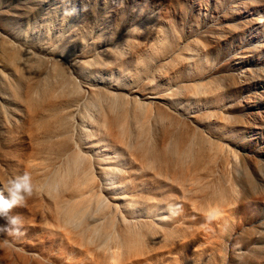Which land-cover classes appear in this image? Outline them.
I'll list each match as a JSON object with an SVG mask.
<instances>
[{
    "label": "rangeland",
    "instance_id": "1",
    "mask_svg": "<svg viewBox=\"0 0 264 264\" xmlns=\"http://www.w3.org/2000/svg\"><path fill=\"white\" fill-rule=\"evenodd\" d=\"M199 1L186 10L168 0H0V189L25 171L38 186L45 175L31 159L27 92L37 79L42 93L60 70L87 93L135 88L140 105L126 96L119 125L107 127L106 116L86 138L104 150L103 164L83 161L93 168L81 180L77 166L51 167V183L26 202L33 211L14 209L24 214L23 235L0 236L14 262L107 264L116 252L136 264H264V33L249 35L241 25L249 18H223ZM40 96L38 110L48 98ZM60 204L77 205L70 225L85 230L87 247L56 213ZM127 234L142 242L132 253L115 240Z\"/></svg>",
    "mask_w": 264,
    "mask_h": 264
},
{
    "label": "bare ground",
    "instance_id": "2",
    "mask_svg": "<svg viewBox=\"0 0 264 264\" xmlns=\"http://www.w3.org/2000/svg\"><path fill=\"white\" fill-rule=\"evenodd\" d=\"M170 2V4H174L175 6L177 7H181L182 9H186L187 7V3H188V0H168ZM193 0H191L192 2ZM198 1V0H197ZM235 1V0H234ZM237 2H234L233 5L236 3V5H234L235 9H232L233 10H230L228 9V6L230 5L229 0H200L199 2H205V7H209V3L212 2V4L214 5L215 9L218 11V10H222V12L224 13L223 14V18L224 16L231 18L232 21H235L237 20L238 18H249L248 20H245V22L242 24L241 22V25L243 28H248V29H244L246 32H248L247 34L251 35L249 32H252V33H256L258 34L257 37H262L263 36V33H264V0H236ZM231 2V0H230ZM228 3V5H227ZM203 4V3H202ZM230 8V7H229ZM174 9V8H173ZM228 9V10H227ZM187 10V9H186ZM189 10V9H188ZM181 12V11H180ZM185 12V11H184ZM175 13V12H174ZM187 13V11H186ZM177 14V13H176ZM237 18V19H236ZM238 22V21H237ZM239 23V22H238ZM237 23V24H238ZM237 24L234 23L233 25H231V28H234V29H237ZM228 25V24H227ZM253 26H255L256 28H254L253 30H251L253 28ZM230 28V29H231ZM260 28L262 29V32L260 33H257L258 30H260ZM225 30V29H224ZM227 31V30H226ZM230 31V30H229ZM208 32V31H207ZM212 32V31H211ZM244 32V31H243ZM252 38V37H251ZM261 40V39H260ZM261 42V41H260ZM261 47H264V42L260 43ZM252 49V48H251ZM256 49V47H255ZM259 49V48H258ZM263 49V48H262ZM262 49H259V50H262ZM257 50V49H256ZM264 50V49H263ZM246 51V50H245ZM174 58V57H173ZM166 59V58H165ZM175 60V59H173ZM171 61V60H170ZM167 63V62H166ZM164 62L163 64H160L158 65V67H156V69H154L153 73L154 74H159L158 77H160V71L162 72L161 68L164 67ZM165 70V69H164ZM60 77H58V80L56 81L55 84H52L50 87L47 88V91L42 93L43 89L41 90L40 87L38 84V79L36 81H34L28 88V92H27V101H28V104L30 105V117L29 118V122L30 124L32 125L31 128H32V144L34 146L33 150H34V154H33V158L31 159H34L35 161L36 160H40L41 164H42V168L45 166L46 169H44V174L45 175H40L39 179L41 178V176L43 177L42 179H40L42 181V183H40L41 185L42 184H45V182L47 183L48 182V178L52 177L51 175L54 174L55 171L52 172V168H54V166L56 165H63L64 163L68 166V169L71 167H75L77 166V171L76 168L73 172L76 173L78 172L80 174L79 171H84L83 172V175H85L86 173H88L93 167L91 166L92 164H89L87 163L84 164L86 165V168L85 169H82L84 167H82L83 165V161L85 162H88L90 160H94L97 161V162H101L103 164L104 162V155L103 154V151H101V147L96 145V147H94L92 145V142L91 141H86V138L90 135V133H93L95 134L94 130L96 127H100L103 123L102 122H105L104 119H106L105 117L107 116L108 117V122L106 123V125L108 124L107 127L110 126V128L113 130L115 126L119 125L120 121L118 120V114L120 113L121 109L123 108V106L125 105V102L122 103V99H124L126 96L129 98L131 97L132 98V101H129L130 99L127 100V98H125L124 100L128 101V103L132 102V104L135 106V104L137 105L136 107H138V102H137V89L135 88H132L130 91H127L128 93L126 94H121L119 93L118 90H112L111 88L109 87H106V86H98V87H88L90 88V92L87 93L88 91L87 90H81V88H79V86L77 85L78 83H76L75 78L72 79L73 76L69 75L68 73L60 70ZM153 74V75H154ZM234 75V74H233ZM162 76V75H161ZM157 78V77H156ZM154 79V78H153ZM170 86V85H168ZM187 86V85H186ZM110 87H113V86H110ZM170 87H173V86H170ZM170 87H168L170 89ZM189 87V86H187ZM167 88V89H168ZM179 90V89H176V91ZM117 91V92H115ZM167 91V90H166ZM171 91V89H170ZM173 91V90H172ZM124 93V92H123ZM155 94H157L156 92H154ZM153 93V94H154ZM39 94L43 95V96H47V101H45V105L44 106H41L42 108H39L40 110H38V107H37V103L38 102H41V101H38L37 98L39 96ZM154 94V95H155ZM159 94V93H158ZM157 94V95H158ZM171 94V93H169ZM153 95V96H154ZM43 96H40L43 97ZM156 96V95H155ZM39 98V99H40ZM46 98V97H45ZM154 98V97H152ZM46 100V99H45ZM122 100V101H121ZM38 101V102H37ZM43 101V99H42ZM126 101V102H127ZM43 103V102H42ZM44 104V103H43ZM124 104V105H123ZM156 104V103H155ZM41 105V104H40ZM123 105V106H121ZM160 106L159 104H156V106ZM93 106H98L99 110L97 111L98 113H96V116L95 118H90V114H91V107ZM140 106V105H139ZM135 107V108H136ZM94 108V107H93ZM125 108V107H124ZM140 108V107H138ZM166 109V108H165ZM163 111V110H162ZM160 111V112H162ZM159 112V111H158ZM161 114V113H160ZM164 114V113H163ZM104 115V117H103ZM162 115V114H161ZM117 116V118H116ZM104 118V119H103ZM120 118V117H119ZM124 118V117H123ZM139 119V118H138ZM101 122V124H100ZM123 122V120H122ZM104 123V124H105ZM99 124V125H98ZM124 124V123H123ZM28 125V124H27ZM125 125V124H124ZM122 125V126H124ZM89 126L91 128L90 129H87L86 127ZM105 126V125H104ZM121 126V125H120ZM128 126V125H127ZM128 128V127H127ZM123 129V128H122ZM119 130V129H118ZM125 130V128H124ZM126 131V130H125ZM111 132V131H110ZM123 133V130L121 131ZM127 132V131H126ZM125 132V133H126ZM112 135H114V133L112 132ZM123 135V134H122ZM86 145V147H85ZM88 145V146H87ZM32 150V151H33ZM106 151V149H105ZM31 153V152H30ZM105 153V152H104ZM188 153V152H187ZM205 153V152H204ZM30 156V155H29ZM28 157V156H27ZM201 158V157H200ZM33 162V161H32ZM34 163V162H33ZM32 163V164H33ZM64 164V165H65ZM34 165V164H33ZM74 165V166H73ZM83 165V166H84ZM94 165H96L94 163ZM36 166V164H35ZM39 166V165H38ZM41 166V165H40ZM66 166V168H67ZM81 166V167H80ZM37 167V166H36ZM52 167V168H51ZM59 167V166H58ZM65 167V166H64ZM41 168V169H42ZM50 168V170H49ZM57 168V167H56ZM91 168V169H90ZM37 170V169H36ZM48 170V172L46 171ZM55 170V169H54ZM57 170V169H56ZM64 170V169H63ZM71 170V168H70ZM68 171V172H71V171ZM73 170V169H72ZM43 172V171H42ZM47 172V173H46ZM71 172V173H72ZM29 173V172H28ZM33 173V172H31ZM38 173V172H37ZM68 174V175H71ZM72 174V175H73ZM90 174V173H88ZM105 176H104V179L102 177V180H104V182L106 183V186L109 179H110V174H111V171H106L104 172ZM37 175V174H36ZM39 175V174H38ZM56 175V174H55ZM71 175V176H72ZM78 175V174H77ZM76 175V176H77ZM82 173L80 174L79 177H81ZM84 176H82L81 178H79L80 180L83 179ZM58 178V177H57ZM77 178V179H78ZM39 179H38V182H39ZM48 179V180H47ZM52 179V178H51ZM56 179V178H55ZM75 179V177H74ZM78 179V180H79ZM73 180V179H72ZM76 180V179H75ZM53 181V180H52ZM50 182V180H49ZM54 182V181H53ZM56 182V181H55ZM54 182V183H55ZM111 183V181H109ZM34 183V181H33ZM36 183H37V180H36ZM34 183L35 186L39 187L41 185L38 186V184ZM51 183V182H50ZM6 184V183H4ZM43 186V185H42ZM46 186V185H45ZM44 186V187H45ZM51 188V187H50ZM107 188V187H106ZM39 191H40V187L37 188ZM39 191H36L35 193H38ZM34 193V194H35ZM40 193V192H39ZM37 195V194H36ZM115 195V194H114ZM118 196V195H117ZM121 196V195H120ZM115 199H117V197H114ZM121 198H123L121 196ZM119 198L118 196V199H121ZM30 200H34L32 199L31 197L29 198ZM28 199V200H29ZM62 199V198H61ZM26 202H30V201H26ZM31 203V202H30ZM35 203V202H34ZM37 203V202H36ZM39 203V202H38ZM62 203V201L60 202ZM27 205L29 203H26ZM56 204V203H55ZM54 204V206H55ZM64 204V203H62ZM25 205V206H27ZM57 205V204H56ZM31 206L28 205L27 207ZM64 206L66 205H63L61 206L58 205L55 209L57 210V214H60V216L62 217L63 214H65L66 217H64L66 219V223L68 222V227H73V225L71 226L70 224L73 223L75 220V218L78 216V215H75L78 211L76 209V207L74 209H70V210H67V209H64ZM70 206V205H69ZM41 207V206H39ZM74 207V205H73ZM72 207V208H73ZM20 208V207H19ZM25 208V207H23ZM30 208V207H29ZM78 208V207H77ZM80 208V207H79ZM42 209V208H41ZM82 209V208H81ZM28 210H31L33 211L32 208L28 209ZM39 210V209H38ZM35 211V209H34ZM81 211V210H80ZM30 212V211H29ZM37 213V211H36ZM53 213V212H51ZM35 214V213H34ZM62 214V215H61ZM79 214V212L77 213ZM24 215V214H22ZM33 215V214H32ZM54 216V214H53ZM57 217V215H55ZM76 216V217H75ZM31 217V216H30ZM55 217V219H56ZM62 217V218H63ZM26 219V218H25ZM65 221V220H64ZM63 221V223H64ZM66 223H64V225H66ZM74 224V223H73ZM38 225V224H37ZM67 226V225H66ZM57 227V226H56ZM68 227H66V229H68ZM75 227H78L75 226ZM74 228L75 229H78V228ZM69 228V233L71 231H73V229ZM71 229V230H70ZM63 230V229H62ZM79 230V233L76 232V234H80V238H83L81 239L83 245H86L87 247V239H85L86 241H84V237L83 236L85 233V230L84 232H80V229ZM60 231V230H59ZM77 231V230H76ZM62 232V231H61ZM75 231H73L74 233ZM84 233V234H82ZM253 233V232H252ZM72 234V233H71ZM76 234L74 233V237L76 236ZM251 234V233H249ZM78 236V235H77ZM76 236V237H77ZM83 236V237H82ZM124 236V235H123ZM131 236V237H130ZM128 235L125 236L123 238V240H121L120 238L121 237H118L120 240H118V238H116L115 240L116 241H119L121 243L118 242V244H122V248L127 249L128 250V253L132 250H136V248L140 247L142 244V242L136 241V237L132 236V235ZM69 237V235H68ZM72 237V236H71ZM72 237V240L73 238ZM75 237V238H76ZM79 237V236H78ZM74 238V241L70 242L71 244L74 245V242L75 245L77 243H80L78 242L80 240H77ZM134 238V239H133ZM138 238V237H137ZM71 239V238H70ZM140 239V237H139ZM69 239H67L68 241ZM77 240V241H76ZM7 241V240H6ZM11 241V240H10ZM115 241V242H116ZM85 242V243H84ZM104 242V241H103ZM106 242V241H105ZM69 244V243H68ZM139 244V246H137ZM31 245V244H30ZM81 245V244H80ZM99 245V244H98ZM117 245V243H116ZM119 245V246H120ZM36 248H37V245H34ZM90 246V245H89ZM97 246V245H96ZM119 246H118V249H119ZM120 246V248H121ZM9 246L6 245V247L1 243L0 241V264H13L14 262V253L13 251L11 250L12 248H8ZM32 247V246H31ZM33 247V248H35ZM91 247V246H90ZM93 247V246H92ZM27 248V247H26ZM33 248H30L31 251ZM84 248V247H83ZM18 249V248H17ZM21 249V248H20ZM28 249V248H27ZM44 249V248H43ZM139 249V248H138ZM24 250V249H23ZM26 250V249H25ZM36 250V249H35ZM41 250V249H40ZM89 250V249H88ZM87 250V251H88ZM117 250V249H116ZM115 250V251H116ZM121 250V249H120ZM123 250V251H124ZM30 251V252H31ZM38 251V250H37ZM35 251V252H37ZM86 251V252H87ZM112 251V250H111ZM131 251V253H132ZM92 252V251H91ZM107 252V251H106ZM121 252V251H120ZM89 253V251L87 252ZM108 253V252H107ZM122 253V252H121ZM127 253V252H126ZM200 253V252H199ZM204 253V252H203ZM198 254V256L200 255V257H198L200 259L199 263H203L202 260L203 259V256L202 254ZM86 254V253H84ZM106 254V253H105ZM108 257L106 256V260L108 261L107 264H136L135 262L132 261V263H128L127 262V259L128 258H123L120 257V256H117L115 255L116 252H114V254L111 252V253H108ZM208 254V253H207ZM35 255V254H34ZM87 255V254H86ZM123 255V254H122ZM134 255V254H133ZM205 255V254H204ZM32 256V254H31ZM93 256V255H92ZM209 256V255H208ZM253 256V255H252ZM19 257V256H18ZM34 257V256H33ZM88 257V255H87ZM90 257V256H89ZM21 258V257H20ZM96 258V257H95ZM101 258V257H100ZM207 258V257H206ZM32 259V258H31ZM36 260V257L34 258ZM33 259V260H34ZM38 259V258H37ZM55 259H57L55 257ZM91 259V258H90ZM27 260L28 258H25L23 257L22 259H19L17 260L19 263L17 262H14V264H28L27 263ZM54 260V259H52ZM100 260V259H99ZM198 260V259H197ZM207 260V259H206ZM205 260V261H206ZM48 259L45 257L41 260V258L39 260H36L35 262H33V264H55L53 263L52 261H48ZM256 261V260H255ZM259 261V260H257ZM37 262V263H36ZM45 262V263H44ZM56 262V261H55ZM96 262H99L98 260ZM148 262V261H147ZM196 262V260H195ZM150 263V262H149ZM207 263V262H206ZM258 263V262H257ZM58 264V261L57 263ZM100 264V263H99ZM195 264V263H194ZM197 264V263H196Z\"/></svg>",
    "mask_w": 264,
    "mask_h": 264
},
{
    "label": "clouds",
    "instance_id": "3",
    "mask_svg": "<svg viewBox=\"0 0 264 264\" xmlns=\"http://www.w3.org/2000/svg\"><path fill=\"white\" fill-rule=\"evenodd\" d=\"M37 190L27 171L22 175L9 178L3 185L0 189V218H3L5 223L0 225V236L23 235L24 218L22 214L14 212V209L24 207L28 198L32 197ZM175 208L178 211L180 206L176 205ZM2 242L7 243L6 240Z\"/></svg>",
    "mask_w": 264,
    "mask_h": 264
}]
</instances>
